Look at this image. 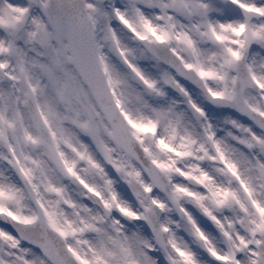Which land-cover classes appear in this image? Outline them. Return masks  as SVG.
Instances as JSON below:
<instances>
[{
  "label": "snow or ice",
  "instance_id": "snow-or-ice-1",
  "mask_svg": "<svg viewBox=\"0 0 264 264\" xmlns=\"http://www.w3.org/2000/svg\"><path fill=\"white\" fill-rule=\"evenodd\" d=\"M0 264H264V0H0Z\"/></svg>",
  "mask_w": 264,
  "mask_h": 264
}]
</instances>
